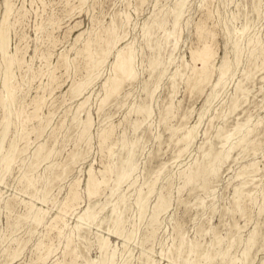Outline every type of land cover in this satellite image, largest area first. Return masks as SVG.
Instances as JSON below:
<instances>
[{"label": "rangeland", "instance_id": "1", "mask_svg": "<svg viewBox=\"0 0 264 264\" xmlns=\"http://www.w3.org/2000/svg\"><path fill=\"white\" fill-rule=\"evenodd\" d=\"M7 1L0 264H101L104 254L108 264L111 253L112 264H264V0ZM108 39L114 47L89 74L88 55L101 58ZM126 44L136 77L103 102L113 55ZM201 50L212 54V73L194 85L200 64L190 54ZM223 60L228 70L216 84ZM244 123L230 139L245 134L244 147L214 160L228 148L222 138ZM131 149L130 174L117 183ZM89 169L103 180L91 196ZM193 171L199 177L184 185ZM159 199L166 208L151 221ZM88 206L89 218L80 220Z\"/></svg>", "mask_w": 264, "mask_h": 264}, {"label": "bare ground", "instance_id": "2", "mask_svg": "<svg viewBox=\"0 0 264 264\" xmlns=\"http://www.w3.org/2000/svg\"><path fill=\"white\" fill-rule=\"evenodd\" d=\"M8 11H9V3L8 1L6 0L5 1V6H4V14H3V17L1 19V23H0V51H1V54H2V57L4 59V63H5V73H4V80H3V85L5 87L6 90H9L10 89V78H11V75H10V72H9V68H10V65H11V61L10 59L6 58L5 55H6V46H7V32L5 31V24H6V18H7V14H8ZM175 11V14H174V18H173V22H172V30H174L176 27H177V23L179 21V18H180V15H181V6L174 9ZM155 22V21H154ZM156 26L157 27H161V24L160 23H156ZM244 29L245 27H243L241 30L244 32ZM172 30H168L166 32V36L169 37L171 34H172ZM241 33V32H240ZM145 36H149V31H148V28L145 29ZM110 40V39H108ZM116 41V40H115ZM113 40H110V41H106V44L104 45L105 46V49H104V52L102 53V56L101 58H94L91 54L88 55L89 57V60L91 61V67H90V71H89V74L91 73H94V75H97L99 73V67L100 65L106 60L107 56L109 55L111 49L114 47V42ZM105 42V40H104ZM238 42V41H237ZM237 42H235V44L237 45ZM88 47V46H87ZM204 49V48H203ZM240 50V48H238ZM103 50V49H102ZM236 50V49H235ZM89 52V50H87ZM87 52V54H88ZM239 51H237L238 53ZM191 58L192 59H195V60H198L199 61V68L196 69V79H195V82H194V85H197L198 83L200 82H203L207 79L210 78L211 76V69L209 67V59L211 58V53L208 52L207 50H201L200 52H196V51H191ZM238 55V54H237ZM133 62H134V56H133V53L131 51V47L129 44H126L125 46L123 47H120V48H117L115 50V53L113 55V60L111 62V70H112V75L109 76L104 82H103V87L105 89V96L103 97L102 101L104 102L108 97H110L113 93H115V91L117 90V88L119 87V85L121 84L122 81L126 80V81H130V80H134L135 77H136V73H135V70H134V66H133ZM227 70H228V66H227V62L226 60H223V62L221 63L219 69H218V78H217V81H216V84H218L225 76V74L227 73ZM101 71V70H100ZM249 79V78H248ZM84 83L82 84H78L73 90L76 92V94H79V92L81 91V87ZM237 90H242V87L238 84L237 85ZM243 91V90H242ZM139 100V99H138ZM87 102V99H84L80 105H84L85 103ZM39 104V103H38ZM81 107V106H80ZM83 107V106H82ZM143 110V109H141ZM141 110H137V112L141 113ZM235 111V110H234ZM143 112V111H142ZM149 110L148 109H145L144 111V114L142 115L143 116V119L145 120L147 117H149ZM88 117V116H86ZM248 121V120H247ZM8 125L9 123H5V125L3 126V131H2V137L0 138V153L2 151V141H3V137L6 133V130L8 128ZM245 125L244 124H238L236 125V127L234 128V130L229 134L225 135L223 138H222V141L223 143L226 145V143H229L228 144V148L227 150L225 151V153H223L222 155L219 154V153H216L214 156H213V159H219L218 161H220L222 158H227L228 156V153L229 151H231L232 149L236 148V147H244L247 139H246V136L245 134L244 135H241L239 136V138L234 141H236L235 143L232 141V143L230 142L231 140V137L236 135L237 133H239L243 126ZM90 126V121H89V118H87L84 122V131H87L88 127ZM245 128V127H244ZM243 128V129H244ZM83 131V132H84ZM248 131V130H247ZM193 134V130H188L184 136H183V140L184 142L187 144L189 143V141L191 140L192 138V135ZM237 136V135H236ZM108 137V133L106 132H101L99 134V138L102 142H104L106 140V138ZM235 138V137H234ZM181 143V142H180ZM222 143V144H223ZM135 144V143H134ZM124 146V145H123ZM13 147V146H12ZM11 147V149H12ZM224 147V146H223ZM226 147V146H225ZM246 148V147H245ZM132 150H129L127 152V155H126V158L125 160L123 161V166L121 167V170L117 173V183L120 182L121 180H123L124 178L126 179L127 176H129V172L131 171V168L128 169V170H125V165L128 164L129 162V159L131 157V155L133 154L132 153ZM11 151V150H10ZM39 151V149H38ZM37 151V152H38ZM46 157V156H45ZM211 159V158H210ZM2 161L3 163L8 166V164L10 163L11 161V156H9L8 154L6 155H2ZM202 162V161H201ZM212 164V163H211ZM221 164V163H220ZM216 165V164H215ZM131 166V165H130ZM134 168V167H133ZM246 168V167H245ZM204 169V167H203ZM258 171V170H257ZM133 172V171H132ZM209 172H215V169L213 168V166L211 165V168L209 170H207V173ZM105 173V171L103 172V174ZM199 177V172L198 171H193L191 173H189L186 177V180L184 182V185L185 184H188V183H191L192 181H195L197 178ZM203 177V176H202ZM124 179V180H125ZM103 182L102 181H97L93 174H92V171L91 169H89L88 171V175H87V179H86V187H87V194L89 196H91L92 194H94L99 186V184ZM230 182V181H229ZM243 183V182H242ZM131 184V183H130ZM207 184V183H206ZM101 186V185H100ZM130 187V186H129ZM151 189V188H150ZM237 189V188H235ZM242 191V189H241ZM238 192V190H237ZM150 193V192H149ZM238 194V193H237ZM236 194V198L238 199L239 198V195ZM241 194V193H240ZM247 195V194H246ZM264 195V194H263ZM120 196V195H119ZM250 196V195H249ZM124 197V196H122ZM235 197V196H234ZM119 199V198H118ZM121 199V198H120ZM146 199V198H145ZM144 199V200H145ZM252 199V198H251ZM122 200V199H121ZM144 200H141L144 202ZM124 201V200H123ZM161 200L159 199L158 200V203L156 205V210L154 211V213L152 214V217H151V221H156L158 220L157 219V216L159 214V212H161V210L165 209L166 208V204H163V205H160V202ZM44 202V201H43ZM119 203H122L118 200ZM148 203V202H147ZM118 204V203H117ZM140 204V203H139ZM144 204V203H143ZM238 204H239V200H238ZM120 205V204H119ZM122 205V204H121ZM121 205H120V208H121ZM142 205V204H141ZM141 207V206H140ZM202 207V206H201ZM119 208V207H118ZM143 208V207H142ZM264 208V206H263ZM116 209V208H115ZM144 209V208H143ZM112 210V209H111ZM140 210V208H139ZM141 211V210H140ZM144 211V210H143ZM120 213V212H119ZM89 214H90V206H88L87 208H85V210H83L82 213H80V215L78 216V218L80 220H84V219H87L89 218ZM114 213L112 212V215ZM139 215H140V212H139ZM92 216V215H91ZM90 216V217H91ZM118 216V215H117ZM95 218V216H93ZM122 217V216H121ZM120 217V218H121ZM141 217V216H140ZM113 218V217H111ZM116 218V222L115 223H119L120 222V219L118 217H115ZM142 218V217H141ZM36 220L39 222L41 220V217L37 218L36 217ZM89 220V219H88ZM94 220V219H93ZM96 220V219H95ZM79 221V220H78ZM86 221V220H85ZM83 221V222H85ZM81 223V221H80ZM88 223V222H86ZM122 223V222H121ZM120 223V224H121ZM154 223V222H153ZM156 224V223H155ZM113 225V224H112ZM151 225V224H150ZM118 226V225H117ZM76 227V226H75ZM117 228V227H115ZM253 235H251L248 239V244H250V242L253 240ZM254 241V240H253ZM215 242V241H214ZM213 243V242H212ZM214 244V243H213ZM104 245V244H103ZM194 245V244H193ZM220 245V243H219ZM218 245V246H219ZM252 245V244H251ZM181 246V245H180ZM101 247V246H100ZM181 249V248H180ZM194 248H190V251H193ZM195 250H197L195 248ZM194 250V251H195ZM248 250H249V246L247 248H245L243 251H241V259L243 261L245 260H248L247 258H249L248 256ZM179 252V251H178ZM207 252V251H206ZM205 252V253H206ZM190 254V253H189ZM192 254V253H191ZM190 254V255H191ZM212 255V253H210ZM220 253H218L219 255ZM225 253L222 252L221 255L223 256ZM189 255V256H190ZM194 256H197V254L195 255L194 253ZM226 256V254H225ZM248 256V257H247ZM207 259L211 260L213 258V256H205ZM216 257V256H215ZM235 257V256H234ZM102 258V257H101ZM100 258V259H101ZM202 258V256H201ZM220 258V257H219ZM223 258V257H222ZM233 258V257H232ZM107 259V258H106ZM105 260V254H104V257L102 258V263L104 262ZM113 253H111L109 255V262L108 264H112L113 263ZM150 261V260H149ZM202 261V260H201ZM241 261V260H240ZM188 262V261H187ZM207 262V261H206ZM210 262V261H209ZM224 262V261H222ZM101 263V264H102ZM199 263H200V260H199ZM221 263V262H219ZM228 263V262H227ZM235 262H231V263H228V264H234ZM105 264V263H104ZM126 264V262H125ZM193 264V262H192ZM198 264V263H197ZM206 264V263H205ZM208 264V263H207ZM236 264V263H235Z\"/></svg>", "mask_w": 264, "mask_h": 264}]
</instances>
